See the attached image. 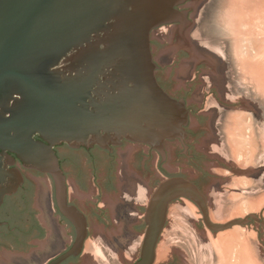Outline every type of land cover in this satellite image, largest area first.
<instances>
[{
	"label": "water",
	"instance_id": "obj_1",
	"mask_svg": "<svg viewBox=\"0 0 264 264\" xmlns=\"http://www.w3.org/2000/svg\"><path fill=\"white\" fill-rule=\"evenodd\" d=\"M178 1L0 0V183H7L8 193L23 181L17 168L3 164L9 152L26 167L51 174L62 197L65 176L57 144L111 148L126 138L161 148L168 139H185L189 110L160 85L151 42L154 28L184 15L176 8ZM165 48L158 57L169 52ZM207 55L218 77V62ZM177 196L199 201L200 194L185 179L161 184L147 210L141 259L133 264L153 262L167 204ZM35 206L48 226L39 203ZM203 209L211 230L247 221L213 223ZM84 235L47 264L77 254ZM45 242H32L17 254H28Z\"/></svg>",
	"mask_w": 264,
	"mask_h": 264
},
{
	"label": "flooded vegetation",
	"instance_id": "obj_2",
	"mask_svg": "<svg viewBox=\"0 0 264 264\" xmlns=\"http://www.w3.org/2000/svg\"><path fill=\"white\" fill-rule=\"evenodd\" d=\"M204 1L179 0L176 8L184 13L181 19L160 25L151 32L157 79L167 93L176 100L184 101L189 110L185 139H168L161 148L126 138L121 144L112 145L111 148H103L97 144L91 147H72L67 142L57 144L54 149L65 176V196L62 197L51 174L26 167L17 155L9 152L10 158H5L3 164L8 169L17 168L22 173L23 181L12 193L6 191V182L0 183V260L4 252L13 257L12 254L25 252L32 242H45L50 235L49 241L43 246L46 249H42V253L52 252L54 243L55 255L49 262L70 250L76 242H81L79 235L85 231L80 251L60 264H81L86 260L87 252L94 246H99L107 264H115L119 260L117 253L122 249L125 229H133L140 237L139 255L130 264L136 263L141 259L148 228L146 214L151 200L161 184L170 179H185L193 183L200 194L199 201L187 196H177L168 202L166 220L151 264H191L179 254L161 260L164 256L161 248L162 236L167 229L181 230L174 223H177L176 219L183 218V215L186 218H189L188 214L196 215L197 223L190 224L197 225L198 229L200 225L210 229L205 222L204 206L213 223L224 224L230 221L216 222L212 219V209L217 212L219 210L209 196L211 188L214 183L228 181L235 174L237 178L232 179L234 188L250 193L251 191L242 189L250 185L237 180H246L252 176V161L246 156H238L235 152L231 127L228 126L230 121L233 122L231 117L242 102L228 100L231 95L221 94L217 86L202 90L204 83L201 77L210 71L218 73L214 60L199 52L202 51L201 42L194 38L195 28L199 27L194 22V16ZM203 10L202 8L201 12ZM163 39L165 40L162 41ZM163 47L170 52L166 62L161 63L157 52ZM185 62H191L193 71L189 73L192 77L180 83L176 77L183 76L182 70L187 66ZM187 71L184 70L185 74ZM211 97L224 108L215 121V126L214 113L207 111V102ZM198 101L201 103L198 104ZM214 131L219 132V150H214L212 146ZM36 138L39 136L36 135ZM237 138L244 140L241 136ZM245 159L247 162L243 163ZM44 176L51 180L50 191ZM40 178L43 179L40 180L38 189ZM238 195L228 197V201L241 210L245 202L239 201L244 196ZM38 201L45 210L44 217L48 226L38 214L35 206ZM233 219L247 221L244 224H234L230 228L247 227L253 222L264 226L263 210L258 214L247 212L245 216L240 215L231 220ZM185 254L188 255L186 252ZM6 258L7 256L0 264H6Z\"/></svg>",
	"mask_w": 264,
	"mask_h": 264
},
{
	"label": "rangeland",
	"instance_id": "obj_3",
	"mask_svg": "<svg viewBox=\"0 0 264 264\" xmlns=\"http://www.w3.org/2000/svg\"><path fill=\"white\" fill-rule=\"evenodd\" d=\"M194 19L199 26L198 29L195 28L194 38L201 42V52L214 56L219 65L218 77L212 71L201 77L204 83L202 90L217 86L221 94L231 95L228 100L242 102L231 117L233 122L230 121L228 126L231 127L235 152L252 161L253 172L248 180H237L249 184L250 186L242 189L249 190L250 193L234 188L232 179L237 178L235 174L228 181L214 183L209 196L218 205L219 211L212 209L211 217L216 222H226L240 215L245 216L247 212L258 214L262 210L264 216V0H205ZM169 52L158 57L161 63L166 62ZM187 63L185 62L187 66L184 70H188V73L185 74L182 70L183 76L176 77L180 83L192 77L189 73L192 72L191 62ZM222 109L224 108L213 97L208 99L207 111L214 113V126ZM214 134L212 146L214 150H219V132L214 131ZM239 136L244 140L238 139ZM246 162L245 159L243 163ZM212 171L217 172L216 169ZM44 179L50 191L51 180L47 176ZM235 193L244 196L239 201L245 202L241 210L228 201V197L239 196ZM40 208L44 215L45 210L41 206ZM190 215L188 214L189 218L183 215V218L176 219L177 223L174 224L181 230L167 229L164 232L161 241L164 254L162 261L179 254L191 264H264V226L260 223L253 222L247 227L234 226L228 230L213 232L205 225H200L199 229L197 225L192 226L190 223H197L198 217ZM51 232L50 228L49 233ZM139 238L135 230L125 229L122 249L117 253L119 260L115 264H130L138 257ZM44 244L24 255L12 254V257L4 252V256H7L6 264H46L55 253L54 243L52 252L42 253V249H46ZM85 259L81 264H107L99 246L92 247Z\"/></svg>",
	"mask_w": 264,
	"mask_h": 264
},
{
	"label": "bare ground",
	"instance_id": "obj_4",
	"mask_svg": "<svg viewBox=\"0 0 264 264\" xmlns=\"http://www.w3.org/2000/svg\"><path fill=\"white\" fill-rule=\"evenodd\" d=\"M242 1V0H241ZM249 2V1H248ZM249 6V5H248ZM252 11V10H251ZM244 19V18H243ZM243 24H245V23H243ZM235 26V25H234ZM236 27V26H235ZM254 32V31H253ZM254 48V47H253ZM249 49V48H248ZM243 51V50H242ZM252 51V50H251ZM254 51H256V50H254ZM245 52H246V50H245ZM253 53V52H252ZM255 74H256V72H255ZM264 81V80H263ZM236 240V239H235ZM237 258V257H236Z\"/></svg>",
	"mask_w": 264,
	"mask_h": 264
}]
</instances>
